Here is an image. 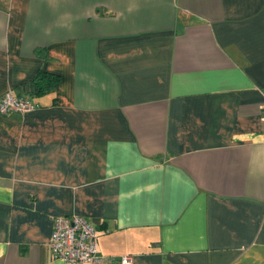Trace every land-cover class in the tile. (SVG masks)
Wrapping results in <instances>:
<instances>
[{
	"label": "crops",
	"instance_id": "obj_1",
	"mask_svg": "<svg viewBox=\"0 0 264 264\" xmlns=\"http://www.w3.org/2000/svg\"><path fill=\"white\" fill-rule=\"evenodd\" d=\"M8 90L0 264H68L72 214L116 264H264V0H0Z\"/></svg>",
	"mask_w": 264,
	"mask_h": 264
},
{
	"label": "built area",
	"instance_id": "obj_2",
	"mask_svg": "<svg viewBox=\"0 0 264 264\" xmlns=\"http://www.w3.org/2000/svg\"><path fill=\"white\" fill-rule=\"evenodd\" d=\"M35 103L28 98L15 96L8 90L0 98V114L25 113L35 109ZM260 120L264 123V101L261 102ZM49 259L68 264H116L117 257L99 253L96 228L79 214L60 215L52 221L48 240ZM131 257L122 255L119 264H129Z\"/></svg>",
	"mask_w": 264,
	"mask_h": 264
},
{
	"label": "trees",
	"instance_id": "obj_3",
	"mask_svg": "<svg viewBox=\"0 0 264 264\" xmlns=\"http://www.w3.org/2000/svg\"><path fill=\"white\" fill-rule=\"evenodd\" d=\"M60 77L58 75L45 72L40 70L37 74L33 77L31 82L34 84L35 94H43L51 89H53Z\"/></svg>",
	"mask_w": 264,
	"mask_h": 264
},
{
	"label": "rangeland",
	"instance_id": "obj_4",
	"mask_svg": "<svg viewBox=\"0 0 264 264\" xmlns=\"http://www.w3.org/2000/svg\"><path fill=\"white\" fill-rule=\"evenodd\" d=\"M98 232H99V231L96 229L97 239H98Z\"/></svg>",
	"mask_w": 264,
	"mask_h": 264
}]
</instances>
